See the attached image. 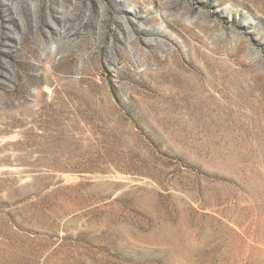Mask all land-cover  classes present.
<instances>
[{"label": "rangeland", "instance_id": "374dc122", "mask_svg": "<svg viewBox=\"0 0 264 264\" xmlns=\"http://www.w3.org/2000/svg\"><path fill=\"white\" fill-rule=\"evenodd\" d=\"M0 264H264V0H0Z\"/></svg>", "mask_w": 264, "mask_h": 264}]
</instances>
